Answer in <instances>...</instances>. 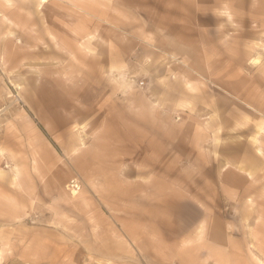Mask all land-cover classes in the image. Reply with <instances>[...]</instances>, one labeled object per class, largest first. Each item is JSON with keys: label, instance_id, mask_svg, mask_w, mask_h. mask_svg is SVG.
<instances>
[{"label": "rangeland", "instance_id": "obj_1", "mask_svg": "<svg viewBox=\"0 0 264 264\" xmlns=\"http://www.w3.org/2000/svg\"><path fill=\"white\" fill-rule=\"evenodd\" d=\"M0 264H264V0H0Z\"/></svg>", "mask_w": 264, "mask_h": 264}, {"label": "bare ground", "instance_id": "obj_2", "mask_svg": "<svg viewBox=\"0 0 264 264\" xmlns=\"http://www.w3.org/2000/svg\"><path fill=\"white\" fill-rule=\"evenodd\" d=\"M40 2H41V3H46V2H48V0H40ZM254 60H255L254 62H257V61L259 62V60H257L256 58H255ZM251 61H252V60H251ZM252 62H253V61H252Z\"/></svg>", "mask_w": 264, "mask_h": 264}, {"label": "crops", "instance_id": "obj_3", "mask_svg": "<svg viewBox=\"0 0 264 264\" xmlns=\"http://www.w3.org/2000/svg\"><path fill=\"white\" fill-rule=\"evenodd\" d=\"M47 3V2H46Z\"/></svg>", "mask_w": 264, "mask_h": 264}]
</instances>
